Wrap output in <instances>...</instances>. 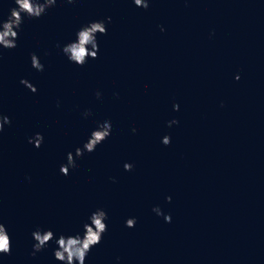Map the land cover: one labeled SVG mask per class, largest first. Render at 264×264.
<instances>
[{"label":"water","instance_id":"water-1","mask_svg":"<svg viewBox=\"0 0 264 264\" xmlns=\"http://www.w3.org/2000/svg\"><path fill=\"white\" fill-rule=\"evenodd\" d=\"M0 264H264V0H0Z\"/></svg>","mask_w":264,"mask_h":264}]
</instances>
